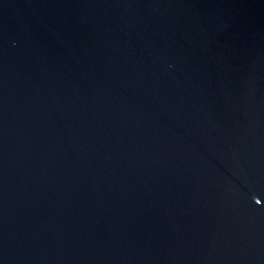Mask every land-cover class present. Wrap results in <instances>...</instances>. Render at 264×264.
<instances>
[{
  "label": "water",
  "instance_id": "95a60500",
  "mask_svg": "<svg viewBox=\"0 0 264 264\" xmlns=\"http://www.w3.org/2000/svg\"><path fill=\"white\" fill-rule=\"evenodd\" d=\"M0 264H264V0H0Z\"/></svg>",
  "mask_w": 264,
  "mask_h": 264
}]
</instances>
